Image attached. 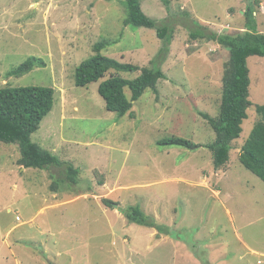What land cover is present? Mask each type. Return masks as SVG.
Listing matches in <instances>:
<instances>
[{
    "label": "rangeland",
    "instance_id": "rangeland-1",
    "mask_svg": "<svg viewBox=\"0 0 264 264\" xmlns=\"http://www.w3.org/2000/svg\"><path fill=\"white\" fill-rule=\"evenodd\" d=\"M255 1L253 18L264 34V0ZM140 4L172 36L165 59H155L163 45L155 30L124 26V0H0V88L54 91L52 110L31 139L79 172L72 185L63 168L25 169L18 147L0 142V264H264V184L239 163L258 120L254 105L264 104V58L248 60L253 105L217 171L206 147L215 134L200 113L218 115L229 54L190 39L202 28L243 33L250 3ZM99 41L108 43L103 56L165 75L157 94L147 89L132 102L131 117L106 110L97 89L109 74L74 84L75 69ZM30 57L45 66L6 76ZM120 74L133 79L139 72ZM177 138L199 147L166 143ZM134 207L152 226L127 220L123 212Z\"/></svg>",
    "mask_w": 264,
    "mask_h": 264
},
{
    "label": "trees",
    "instance_id": "trees-1",
    "mask_svg": "<svg viewBox=\"0 0 264 264\" xmlns=\"http://www.w3.org/2000/svg\"><path fill=\"white\" fill-rule=\"evenodd\" d=\"M249 2L244 12L245 31L236 35L218 34L212 30H195L190 34L192 40H206L214 42L228 51L229 60L221 79V98L218 115L211 117L200 113L215 134V140L206 145L213 159L214 169H223L229 161L232 142L238 140L242 133V124L247 119V110L253 105L249 100V68L247 60L250 57L264 58V34L257 31L256 21L253 18L255 0ZM167 3V1H164ZM126 19L124 26L134 28L153 29L158 39L163 43L156 60L165 59L168 55L172 36L165 26H158L141 10L140 0H124ZM108 45L99 41L93 45L94 55L83 61L74 72V84L85 87L102 80L98 86V94L105 102L107 111L123 117L129 114L132 102L137 101L142 94L151 89L157 94V84L165 75L159 67H139L130 63H122L101 54ZM159 66L160 62L154 61ZM41 58L30 57L18 67L9 71L6 76L19 77L31 72L34 68L44 67ZM133 78H124L120 73H137ZM129 91V98L125 94ZM54 91L45 87L0 88V142L16 145L19 151L18 165L25 169L48 170L51 167L64 166L65 181L76 185L78 169L71 163L61 162L52 153L42 149L31 139L38 131L41 121L52 110ZM258 116L248 137L240 146L239 163L264 184V104L254 105ZM170 145L185 146L189 149L198 148L184 139H172L166 142ZM52 191L58 189L57 182H52ZM54 188V189H53ZM105 206L112 202L102 200ZM130 223L140 226H152L137 207L123 212Z\"/></svg>",
    "mask_w": 264,
    "mask_h": 264
},
{
    "label": "crops",
    "instance_id": "crops-1",
    "mask_svg": "<svg viewBox=\"0 0 264 264\" xmlns=\"http://www.w3.org/2000/svg\"><path fill=\"white\" fill-rule=\"evenodd\" d=\"M251 58V57H250ZM250 58H248V60L250 59ZM248 60H247V63H248ZM60 160V159H59ZM61 161V160H60ZM61 162H63V163H65V162H67V161H61ZM69 163V162H68ZM60 168H63L64 169V166H62V167H60ZM58 190H56V191H52V192H57ZM16 221V220H15ZM20 221V220H19ZM19 221H17V222H19ZM237 236H239V234H237ZM239 242H242V243H244L241 239H239ZM247 248H249L248 246H246Z\"/></svg>",
    "mask_w": 264,
    "mask_h": 264
},
{
    "label": "built area",
    "instance_id": "built-area-1",
    "mask_svg": "<svg viewBox=\"0 0 264 264\" xmlns=\"http://www.w3.org/2000/svg\"><path fill=\"white\" fill-rule=\"evenodd\" d=\"M15 220H16V221H19V220H20V218H19L18 216H16Z\"/></svg>",
    "mask_w": 264,
    "mask_h": 264
}]
</instances>
